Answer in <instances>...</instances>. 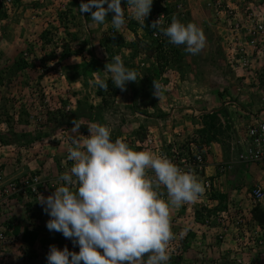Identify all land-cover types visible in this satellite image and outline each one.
Returning <instances> with one entry per match:
<instances>
[{
  "label": "rangeland",
  "instance_id": "obj_1",
  "mask_svg": "<svg viewBox=\"0 0 264 264\" xmlns=\"http://www.w3.org/2000/svg\"><path fill=\"white\" fill-rule=\"evenodd\" d=\"M159 2L162 8L171 10L167 15L170 23L176 17L185 24L192 22L202 28L206 43L199 54L186 52L183 45L170 44L163 34L160 41L153 40L154 35L148 36L135 20L128 18L127 9V22L119 33L110 23L113 13H108L103 25L97 24L90 12L83 15L79 12L81 0H12L10 6L6 0H0V120L11 116L5 111L13 109L10 105L15 101H21L18 115L30 117L33 101L19 90L33 92L41 100L46 123L47 109L72 114L78 102L101 104V98L96 100L99 89L94 81L98 77L108 79V73L105 69L91 72L88 64L93 57L107 63L120 55L124 64L137 72L138 80L129 82L125 91L109 81V89L104 91L108 109L103 124L115 126L117 138L121 136L128 144H135L145 138L148 130L158 128L155 133H170L176 137V145L185 146L192 141L199 144L209 136L213 138L205 145L213 148L211 156L210 150L208 154L212 163L218 161L215 159L218 154L230 162L235 157V139L256 117L264 116V36L252 34L264 22V0ZM122 7H126L125 0ZM19 28L30 34L24 37V32L20 36L25 43L29 40L28 46L18 49L16 54V48H10L15 42L12 32L19 34ZM253 37L255 44L251 43ZM25 51L31 56L25 57ZM71 56L70 61H62ZM21 58L32 64L30 68L16 65ZM58 65L63 67L64 76H59ZM154 71L160 72L156 77L163 89L160 98L150 86ZM6 78L5 83L2 80ZM133 88L140 95L131 98ZM133 101L153 118L138 117L130 108ZM117 104L126 106L118 112L114 108ZM90 111L91 118L80 120L86 119L84 125L99 120L97 112ZM211 113H218L219 118L214 129L209 128L210 120L204 118ZM157 118L164 123L157 125ZM172 127H177L179 133H172ZM203 129L210 131L204 135ZM40 130L45 135L44 129ZM134 144L130 146L135 149ZM250 252L247 250L246 254L242 249V257L251 256ZM257 254L260 253L254 257Z\"/></svg>",
  "mask_w": 264,
  "mask_h": 264
},
{
  "label": "clouds",
  "instance_id": "obj_2",
  "mask_svg": "<svg viewBox=\"0 0 264 264\" xmlns=\"http://www.w3.org/2000/svg\"><path fill=\"white\" fill-rule=\"evenodd\" d=\"M125 2L126 7H122V0H81L78 10L82 15L90 12L93 22L100 25L106 22L108 13H113L110 23L115 32L120 33L127 22V9L128 18L143 26L154 0ZM161 18L150 26L158 28L170 44L183 45L185 51L192 55L199 54L205 47V34L197 24H185L173 17L167 27H162ZM143 32L145 33L144 30ZM104 69L108 73V79L98 77L94 81V86L103 91L109 89V81L114 87L125 91L129 82L138 80L137 72L127 67L120 55L113 56ZM153 86V94L160 98L162 86L155 80ZM81 125L74 119L69 130L72 139L71 146L67 149V159L72 162L71 167L59 175L57 184L53 186L54 192L47 197L40 194L37 199L49 216L47 229L61 233L74 246H78L79 251H70L67 246L61 249L52 245L46 257L47 264H168L170 253L180 250L176 244L184 247V242L188 239L195 240L190 235L192 227L184 224L188 229L185 231L178 226V232L181 230L180 240L171 242L172 248L169 250V242L174 239L171 210L195 202L204 192L202 182L191 170L182 169L167 156L150 150L138 151L120 138L113 140L109 125L98 122L88 124L89 134L86 136L79 131ZM150 132L149 130L148 133ZM178 133L176 131L175 134ZM244 133L245 131L233 142L234 162L237 157L236 143ZM155 134L165 140L171 136L176 145L177 139L170 133ZM149 171L153 175H149ZM209 177L213 192L216 182ZM162 187L166 189L163 196ZM261 195L260 192L257 193L258 197ZM199 204L200 201L195 207L197 220L204 216V208ZM215 211L217 210L213 212ZM198 231L215 232V236L221 241L217 236L220 233L217 224L213 225V229ZM256 231L263 237L264 244V226L254 229V239ZM230 233L231 231L229 235ZM198 235L196 239L199 238ZM244 235L246 234L243 232ZM202 241H197V244ZM242 249L245 250V247ZM256 252L259 251L254 253Z\"/></svg>",
  "mask_w": 264,
  "mask_h": 264
},
{
  "label": "crops",
  "instance_id": "obj_3",
  "mask_svg": "<svg viewBox=\"0 0 264 264\" xmlns=\"http://www.w3.org/2000/svg\"><path fill=\"white\" fill-rule=\"evenodd\" d=\"M19 34H17L16 31H13L12 34L14 36V44H12L10 49L16 48V54L18 49H23L28 46L27 43L29 40L26 41L20 38L21 35H23L24 32L26 34L24 37L29 35L30 33L27 31H24L22 28H19ZM18 35V37L16 36ZM29 37V36H28ZM72 59L71 57L63 58V62L70 61ZM67 65H70L69 62ZM94 76H96L94 74ZM8 77V76H6ZM6 79L2 80L6 83ZM34 84H31V86L34 87ZM5 86V85H4ZM132 89V88H131ZM16 92V90H13ZM32 91V90H31ZM34 91V90H33ZM26 93V98H31L32 105V112L31 114H38L41 121H36L35 119H30L29 114L24 116L18 115L19 113V106L21 104V101H15L14 104L10 107L13 109H10L9 112L5 111L6 115H11L8 117H5V120H0V134L13 132L16 134V137L21 138L22 135L27 134L24 137L28 138H39L36 141L32 142L27 149L18 147L17 145L13 146H4L0 144V161H2L3 166L6 170L7 176L11 178H15L17 176H20L22 174H28V173H35V172H42L47 179L57 181L59 175H61L63 172L68 170L72 162L67 159V149L68 145L71 144V135L69 133V130L72 128L71 126H67L66 124H62L60 126H56L54 122H47L44 119L42 109L41 100L35 98L36 96L33 95V92L29 91H17ZM29 93H31L29 95ZM134 93V92H133ZM4 94L6 95L5 91ZM39 94V93H38ZM14 95V94H12ZM128 95L124 94L122 95L123 98ZM131 94V98H132ZM8 97H10L9 94H7ZM99 96H97L96 100L100 101ZM41 105H40V104ZM132 103L130 104V108H132ZM93 106H99L100 104L95 103V101L92 104ZM119 105V106H117ZM114 106L116 111H121L126 106V104L121 105L117 104ZM76 108V107H75ZM118 109V110H117ZM133 110V109H132ZM96 112V111H94ZM135 114L138 117H143L145 119H152L153 117L146 116L144 114H140L139 112L135 111ZM46 113V112H45ZM176 111H174V114ZM98 115H96L99 120L95 122H87L86 125L91 123H101L103 124L105 121L104 115L105 110L101 112H97ZM81 120V119H80ZM78 121L81 123V127L79 129L80 133L83 135L86 132L89 134L88 126L84 125L83 123L86 121L82 120ZM89 121V120H88ZM157 122L159 125L162 122L160 119L157 118ZM106 124V123H105ZM109 125V124H106ZM141 126V124H139ZM173 125V124H172ZM110 126V125H109ZM86 127V128H85ZM112 129V139H117V133L115 132V126H110ZM135 127H138L135 125ZM151 127V126H150ZM44 129L45 135H41L42 130ZM158 128H154V130H157ZM174 131L172 130V133H176L179 130L177 127H172ZM153 129L151 131H154ZM165 131V129H163ZM119 131V129H118ZM149 131V130H148ZM38 133V135H36ZM158 133V132H157ZM11 135V134H8ZM41 137H38V136ZM23 137V138H24ZM119 136L118 138H120ZM14 138V136H13ZM122 139V138H120ZM62 142V143H61ZM126 142V141H125ZM68 144V145H67ZM134 144V143H129ZM137 142L134 144L136 146ZM11 149V150H9ZM11 151V152H9ZM213 152V148H211L210 156ZM217 155V154H216ZM209 156V165L207 168V174L208 176H211L212 180L216 182V185L214 186L213 192L210 195L209 199H206L207 207L204 208V212L212 213L214 210H226L228 208H231L235 210V213L233 214L232 220L235 219V217H240L243 222V227L241 228V234L243 236V232L246 234L243 236L244 241L246 243L252 239L254 241L253 231L257 226L259 225L256 220L253 217V210L256 207L264 208V201L261 203L255 202L251 197V190L252 188L258 184V185H264V169L258 165L254 164H246L241 163L235 160L233 163V168L230 171H227L225 173H221L220 171V165L218 163L223 160V156L221 154H218L217 158L215 157L216 161L215 163H212V157ZM55 189L50 190L49 194L54 192ZM16 209V219H14V223H10L9 227H12L14 230V234L19 238L22 244L17 245L13 244V246L8 245L7 251L5 253L7 259L3 260V262H0V264H47V254L43 251V241H47L45 239L46 235H52V232H50L47 227L46 223L49 219V216L43 212V217L41 220V227H39V234L38 237L33 240V237L31 235V230L29 229V226L33 220V216H36V214H33V216H30V209L32 208L30 204L22 202L21 204H15ZM187 206H180L178 208H173L171 210V217H177V215L183 214L184 211H187ZM33 213V211H32ZM199 212V217H200ZM41 215V214H40ZM176 215V216H175ZM264 226V225H263ZM234 227L231 228V233L228 235L227 239L223 242L219 241L217 237L215 236V232H204L199 233V231L196 228H193L190 233L191 237L196 239L198 233V237L196 240L188 239L185 244V246H181L179 243L176 244L177 247H180V250L177 251L175 249V253H170V261L168 264H214L218 261V259H223V257H227L225 264H235L233 257L236 256H242L241 253H235V248H237L238 243L235 241L236 234L234 233ZM181 230H179L180 232ZM201 234V235H200ZM235 238V239H234ZM201 243L197 244L196 241ZM70 242L69 239H65L64 243ZM243 242V241H242ZM71 243V242H70ZM73 244V243H72ZM242 243L239 244L241 246ZM250 245L245 246V252L247 254V248L248 251H250ZM185 250V251H184ZM187 250V252H186ZM255 257V251H251V256H245L246 263L244 264H264V244L257 248ZM263 255V256H262ZM175 258V259H174ZM146 259V257H145ZM234 262V263H233Z\"/></svg>",
  "mask_w": 264,
  "mask_h": 264
},
{
  "label": "built area",
  "instance_id": "obj_4",
  "mask_svg": "<svg viewBox=\"0 0 264 264\" xmlns=\"http://www.w3.org/2000/svg\"><path fill=\"white\" fill-rule=\"evenodd\" d=\"M11 3L12 0H6V5L10 6ZM252 34L264 36V22L259 24L258 28H254ZM154 37H157V33L154 34ZM252 40L253 41L251 43L255 44L256 41L254 40V37ZM30 54L31 53L29 51L24 52L25 57H29ZM57 71H59V76H64L61 65H58ZM69 109L70 108L67 110ZM39 117L40 116L38 114H31L30 119L43 122V120H41L42 118L40 119ZM83 135H85V133ZM236 145V160L238 162L258 165L264 169V116L262 118L256 117L253 122L247 125L245 133L237 141ZM70 146L71 144L68 145V147ZM169 146L173 147L170 148V151H166ZM136 150H150L156 154L167 156L182 169L186 171L191 170L203 184L204 192L197 197L195 202H189L185 204L188 207L187 211L183 214L177 215V217H171L174 239L169 242L170 245L168 247L170 249L172 248L173 242H178L180 240L181 236L180 232H178V226H180L179 229L182 228L185 231L188 230L182 226L184 224H188L189 228L192 227L196 228L197 230L213 229V225L217 224V227L220 229V233H218L217 236L221 241H224L228 237L231 228L235 226L234 233L236 234L235 236H237L235 241L238 243L237 248H235V252L238 254L241 253L242 247L250 245V249L256 251V246L263 245V237L258 234V231L255 232L256 239H254V241H248L247 243L244 241V238L241 234V227L243 226L242 220L239 216L232 220V213H235V210L231 208L227 210H217L213 213L203 211L204 216L201 218V220H197L195 208L197 202L200 201L199 206L201 208L207 207L206 199H209V195L212 192V181L207 174V167L209 165L208 154L209 150L211 151L210 146L204 145L200 149L195 142H191L186 146H177L175 145V142L172 140L171 136H168L165 140L151 131L143 141L137 142ZM167 152H169V154H167ZM233 163L234 160L232 159L230 162L221 160L218 163V165H220V171L225 172L231 170L233 168ZM148 174L153 175L151 171H149ZM43 175L44 174L40 171L32 174H22L10 179L7 176L2 161H0V262H3V260L7 259L5 253L7 251L8 245L13 246V244H22L19 238L14 234L13 228L9 227V224L14 223V219H16L15 204H21L24 202L31 205L32 208L30 209L31 211L29 214L31 217L33 214H36V216L32 217L33 220L29 226V229L39 233V227H41V220L43 218H39V216H42L44 210L37 199L39 198L40 194L47 197L50 190L54 189L53 186L57 184V181L47 179ZM163 190L166 189L163 188ZM258 192L262 194L259 197L257 196ZM164 194L165 193H162V196ZM250 195L255 202L264 200V185L256 184L253 187ZM175 228L177 231H174ZM48 237L51 238L50 235H46L45 238L48 240ZM46 243V248H43V251L46 254L49 252L50 246L52 245H55L61 249L64 246H67L70 251H79V247L74 246L70 242L61 244L57 241H47ZM240 243H242L241 246H239ZM233 256L234 255L231 257L235 264L245 263V259L242 256ZM226 258L227 257H225V260L218 259V261L214 264H225L224 261H226Z\"/></svg>",
  "mask_w": 264,
  "mask_h": 264
},
{
  "label": "trees",
  "instance_id": "obj_5",
  "mask_svg": "<svg viewBox=\"0 0 264 264\" xmlns=\"http://www.w3.org/2000/svg\"><path fill=\"white\" fill-rule=\"evenodd\" d=\"M159 1L160 0H154L151 12H150L149 16L147 17L145 24L143 26H141L139 24V27H141L148 36H152L155 33H157V37L156 38H153V36H152L153 40H156L157 42L160 41V39H162V33L159 31L158 28H152L150 25L154 21H156L158 18L163 17V20L161 21V26L162 27H167V25L170 24V22L167 19V15L170 14V11H171L167 7H163L162 8ZM161 43H162V41H161ZM165 43H166V41H165ZM22 59H24V60H22ZM16 65H18L21 68L22 67L30 68V66L32 64L30 65L25 60V58H21V60L18 63H16ZM88 65H89L90 71L94 72V71L103 70L105 65H106V62L103 61V60H100V59H98L96 57H93L92 60H91V63L88 64ZM160 72H162V69L160 70ZM160 72L159 71H154L155 74L151 75V78H150L151 80L150 81H152V83H151L150 86L154 87L153 86V81L154 80L156 81V77L160 74ZM150 81H149V83H150ZM133 91H134V93H133L134 97L140 95L137 92L136 88L135 89L133 88ZM98 96L101 97V99H102V103L99 106H93V105H88L87 103L78 102V106H76V109L73 111L72 114H68L65 110H61V109H56V110H52V111H50V109H47V111H46L47 113L46 114L48 116V122H54V124L56 126H60L62 124H66L67 126H71L72 125V121L74 119H76V120L79 119L80 120L82 117L91 118L93 114H92V112L90 110H92V109H94L96 112H101L103 110H107L108 106H107V100H106V96H105L104 91L99 89L98 90ZM132 109L137 111V112H139L140 114H144V115L148 116L147 114H145V112H143L142 110H140V108H138L137 102L133 101ZM204 118L210 120V124H209V128L210 129H214L215 128V124H216V122L219 119L218 118V113L205 114ZM210 129L208 131L206 129H203V130H201L202 131L201 133L205 135V133H209ZM10 134L11 135H4V134L0 135V142H1L2 145H4V146L17 145L18 147L27 149V147L32 142H34L37 139H39V138H33L32 139V138L24 137L27 134L22 135L21 138L16 137V134L13 133V132H10ZM5 136H7V137H5ZM13 136H14V138H13ZM39 137H41V136H39ZM212 138L213 137L207 136L205 139L202 140V142H199V144H197V146L201 149L206 143H209L210 142L209 140L212 139ZM129 145H132V144H129ZM135 148L137 149V146H135ZM170 148H171V146H169L166 149V151H170ZM167 154H169V152H167ZM161 193H165L166 194V190H163V188H161ZM198 216H199V213H198ZM253 217H254V219L256 220V222L259 225L263 226L264 225V208L256 207L253 210ZM31 232H32L31 235L33 237V240L38 237V234H39L38 232H35V231H31ZM50 237L51 238L48 237V240H47V238H45V239L47 241H49V242L57 241V242H59L61 244L64 243L65 239H66V238L63 237V235L61 233H56V232H52V235ZM46 242L43 241V248L44 249L46 248V244H47ZM70 242L72 243L71 240H70Z\"/></svg>",
  "mask_w": 264,
  "mask_h": 264
}]
</instances>
